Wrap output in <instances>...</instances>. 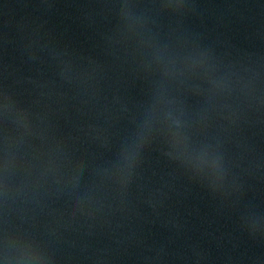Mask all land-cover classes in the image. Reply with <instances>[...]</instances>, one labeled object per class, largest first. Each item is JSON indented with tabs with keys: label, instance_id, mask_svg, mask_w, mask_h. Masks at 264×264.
<instances>
[{
	"label": "water",
	"instance_id": "obj_1",
	"mask_svg": "<svg viewBox=\"0 0 264 264\" xmlns=\"http://www.w3.org/2000/svg\"><path fill=\"white\" fill-rule=\"evenodd\" d=\"M0 264H264V0H0Z\"/></svg>",
	"mask_w": 264,
	"mask_h": 264
}]
</instances>
